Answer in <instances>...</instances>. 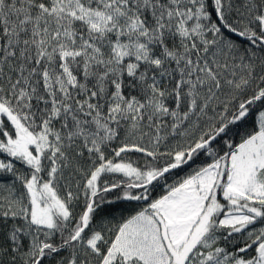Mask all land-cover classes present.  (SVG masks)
<instances>
[{
    "label": "snow or ice",
    "instance_id": "snow-or-ice-1",
    "mask_svg": "<svg viewBox=\"0 0 264 264\" xmlns=\"http://www.w3.org/2000/svg\"><path fill=\"white\" fill-rule=\"evenodd\" d=\"M0 264H264V0H0Z\"/></svg>",
    "mask_w": 264,
    "mask_h": 264
}]
</instances>
